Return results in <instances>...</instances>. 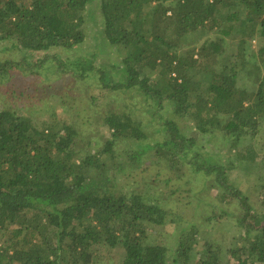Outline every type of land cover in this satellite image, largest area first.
Returning <instances> with one entry per match:
<instances>
[{"label":"trees","instance_id":"obj_1","mask_svg":"<svg viewBox=\"0 0 264 264\" xmlns=\"http://www.w3.org/2000/svg\"><path fill=\"white\" fill-rule=\"evenodd\" d=\"M97 13V49L86 55L87 18ZM256 38L264 40V0H0V51L24 52L19 59L0 54V84L42 69L135 90L148 109L157 108L150 111L156 132L164 133L145 142L140 120L108 110L101 116L112 135L92 149L91 140L80 144L83 131L72 119L40 123L32 113L0 109V264H100L112 250L122 251L113 264H264V199L259 212L231 183L233 163L225 165L177 120L210 138L222 131L217 136L232 148L257 134L264 122V43L249 50ZM80 46L63 58L61 51ZM37 52L45 55L34 63ZM167 104L165 117L159 109ZM131 138L142 142L116 154L117 143ZM152 151L173 170L186 164L214 175L239 199L244 242L228 258L213 243L198 249L194 224L178 226L173 247L153 237L156 226L176 221L174 214L117 182L119 172L142 165Z\"/></svg>","mask_w":264,"mask_h":264},{"label":"rangeland","instance_id":"obj_2","mask_svg":"<svg viewBox=\"0 0 264 264\" xmlns=\"http://www.w3.org/2000/svg\"><path fill=\"white\" fill-rule=\"evenodd\" d=\"M87 19H89L86 22L89 33L82 45L84 48L82 52L90 55L97 49L99 15L96 18L88 17ZM210 36H215V34L205 35L203 40ZM191 38L193 39L192 36ZM263 43V39H252L249 50H257ZM0 44H4V42H0ZM80 48L81 46L72 51L54 49L50 53L65 52L63 58L66 59V54L71 56L79 54ZM16 51V49L0 51V54L3 57L20 58L21 53ZM44 55V52H37L33 54L31 60L37 63L39 58ZM113 56L115 57V54ZM99 61L101 58L97 59V63ZM239 84L244 87L249 86L250 89L256 87L245 80ZM6 107L26 114L27 112L32 113L40 123L52 119H72L73 123L83 131L80 144L88 146L91 140L92 149L112 135V130L104 124V119L101 116L108 110L128 113L133 118L140 120L149 135L144 140L145 142L151 141L152 138L155 142L164 139L163 132H156L157 123L150 111V109L156 111L157 108L150 107L148 109L147 102L140 92L125 89L114 90L93 80L78 83L69 74L59 76L56 72L48 73L42 69L26 76H22L18 72L12 81L0 84V109ZM159 113L165 117L171 116L170 105L167 104L165 108L159 109ZM177 120L180 121L183 129L194 134L197 133L199 145L205 146L207 150L217 154L225 165L229 166L233 163V168L228 171L231 183L243 195L249 197L256 210L262 212L264 122L260 125L256 135L252 132L246 134L239 145L232 148L230 141L217 136L222 131L216 130L217 134L210 138L209 135L198 132L193 127L194 124L185 118ZM97 141L99 144H96ZM140 142L142 140L132 138L127 141H119L115 146L116 154L122 155L124 151L125 154L128 151H133ZM151 153L146 154L142 165L131 167L125 172H119L117 182L118 186L124 187L126 191L137 190L154 202L162 204L174 214L173 217L176 221L168 222L164 226H156L153 237L157 238L159 242L173 247L178 226L189 225L190 227L194 224L199 230L198 249L203 248L205 243H213L218 245L221 259L228 258L230 249L241 247L244 242L242 237L245 228L240 225L238 220V216L243 215L244 211L240 208L239 199L226 193L223 191L224 189H220L214 175L204 176L194 173L191 167L186 164L182 166L181 170H173L168 161L156 155L155 151ZM253 153L256 154L255 159L250 157ZM120 159L122 156L116 157L115 161ZM121 252V250H112L103 253L100 264H113L121 258Z\"/></svg>","mask_w":264,"mask_h":264}]
</instances>
